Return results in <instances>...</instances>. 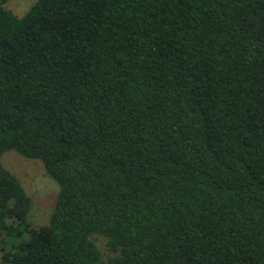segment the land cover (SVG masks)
Wrapping results in <instances>:
<instances>
[{"label": "trees", "instance_id": "trees-1", "mask_svg": "<svg viewBox=\"0 0 264 264\" xmlns=\"http://www.w3.org/2000/svg\"><path fill=\"white\" fill-rule=\"evenodd\" d=\"M6 2L2 264H264V0ZM9 150L58 183L47 223Z\"/></svg>", "mask_w": 264, "mask_h": 264}, {"label": "rangeland", "instance_id": "rangeland-1", "mask_svg": "<svg viewBox=\"0 0 264 264\" xmlns=\"http://www.w3.org/2000/svg\"><path fill=\"white\" fill-rule=\"evenodd\" d=\"M33 2L34 0H7L6 5L16 14L22 15ZM2 160L5 166L19 177L32 199L30 221L37 225L47 223L59 190L56 180L49 175L39 159L27 158L14 150H9L3 154ZM93 239L97 242L104 258L113 255L105 236L93 235ZM0 264H2L1 253Z\"/></svg>", "mask_w": 264, "mask_h": 264}]
</instances>
